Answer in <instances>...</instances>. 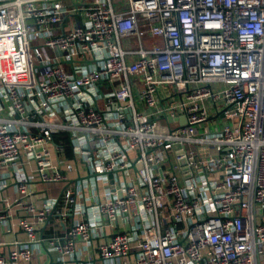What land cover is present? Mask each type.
<instances>
[{"label":"built area","instance_id":"2783aa9c","mask_svg":"<svg viewBox=\"0 0 264 264\" xmlns=\"http://www.w3.org/2000/svg\"><path fill=\"white\" fill-rule=\"evenodd\" d=\"M94 255L264 264V0H0V264Z\"/></svg>","mask_w":264,"mask_h":264},{"label":"crops","instance_id":"0c3cea01","mask_svg":"<svg viewBox=\"0 0 264 264\" xmlns=\"http://www.w3.org/2000/svg\"><path fill=\"white\" fill-rule=\"evenodd\" d=\"M117 6H118V4H117ZM116 8H117V10H123L124 11L127 9V6L124 4V5H121V8H119V7H116ZM47 189L50 192V194L56 196L58 194L59 190L61 189V185L60 184L48 185ZM4 237L9 240V239L13 238V235H5ZM18 237L20 239H25V236L21 233L18 234ZM93 260L96 261V264H101V262L99 261V259L95 255L93 256ZM37 263L38 262L36 260L35 264H37ZM78 264H85V262L81 261Z\"/></svg>","mask_w":264,"mask_h":264},{"label":"rangeland","instance_id":"374dc122","mask_svg":"<svg viewBox=\"0 0 264 264\" xmlns=\"http://www.w3.org/2000/svg\"><path fill=\"white\" fill-rule=\"evenodd\" d=\"M148 41H149L148 39H145V42H148ZM134 42H135V41H134ZM134 44H137V43L135 42ZM32 53H33V50H32ZM227 122L231 123L230 120H228ZM161 125H162L163 127H165V126H166V123H162ZM219 126H221V124H219Z\"/></svg>","mask_w":264,"mask_h":264}]
</instances>
